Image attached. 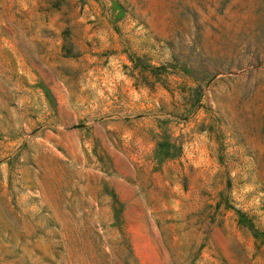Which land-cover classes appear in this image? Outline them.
<instances>
[{
  "label": "rangeland",
  "instance_id": "374dc122",
  "mask_svg": "<svg viewBox=\"0 0 264 264\" xmlns=\"http://www.w3.org/2000/svg\"><path fill=\"white\" fill-rule=\"evenodd\" d=\"M0 264H264V0H0Z\"/></svg>",
  "mask_w": 264,
  "mask_h": 264
},
{
  "label": "trees",
  "instance_id": "16d2710c",
  "mask_svg": "<svg viewBox=\"0 0 264 264\" xmlns=\"http://www.w3.org/2000/svg\"><path fill=\"white\" fill-rule=\"evenodd\" d=\"M133 65H135V62L133 63ZM133 67H134V66H133ZM155 145H156V146H159V145H160V142L157 141Z\"/></svg>",
  "mask_w": 264,
  "mask_h": 264
}]
</instances>
